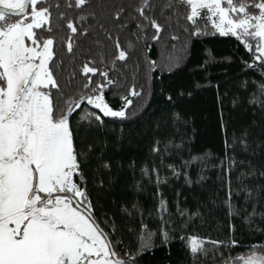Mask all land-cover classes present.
<instances>
[{"label":"snow or ice","instance_id":"snow-or-ice-1","mask_svg":"<svg viewBox=\"0 0 264 264\" xmlns=\"http://www.w3.org/2000/svg\"><path fill=\"white\" fill-rule=\"evenodd\" d=\"M112 7L114 11L101 17L93 0H0V264H137L139 256L154 246L153 237H162L165 246L172 242L175 230L166 218L170 217L167 201L160 196L157 231L141 220L137 249L117 251L121 241L114 240L112 233L118 229L107 221L103 223L111 231L102 226L89 196L85 169L93 149L82 150L83 141L70 121L84 104L96 111L84 110L81 120L94 118L103 124L104 118H126L133 105L131 97L141 96L142 89L132 84L126 95L119 90L125 86L127 62L141 41H161L165 32L178 41L181 37L171 34L177 26L186 34L185 46L187 40L202 36L230 37L249 55L243 62L245 69L260 70L264 77V0H164L163 4L159 0H130ZM126 32L129 38L122 43ZM80 37L93 39L95 56L82 57ZM147 48L150 51L151 45ZM213 61L209 55L201 68ZM146 64L148 71L157 68L155 60ZM206 86L197 82L190 89L165 96L168 121L179 126L177 132L180 128L193 132L192 139L199 133L190 114L179 106L195 101L196 90ZM110 89L123 102L119 109L105 98ZM261 97L264 79L248 103L264 108ZM218 126L226 136L222 112ZM246 136L247 132L242 133V143ZM161 143L155 140L151 152L160 153ZM225 145L231 147L227 140ZM173 146L168 140L165 151ZM196 159L192 157V161ZM100 167L110 170L111 165L103 162ZM141 173L150 182L154 175L157 186L166 183L155 167L151 172L144 167ZM172 174L179 177L181 173L173 169ZM133 188L139 191L142 183L133 184ZM227 195L229 215H240L231 207V190ZM248 197L254 199L251 191ZM131 208L139 211L135 203ZM123 211L135 214L127 208ZM178 215L184 217L187 211L178 209ZM256 215L264 217V212L253 208L245 222L254 223ZM256 230L264 234V229ZM179 239L194 261L208 253L206 245L217 252L239 245L231 237L227 242L197 235ZM223 264H264V242L248 245L245 254L224 257Z\"/></svg>","mask_w":264,"mask_h":264},{"label":"trees","instance_id":"trees-1","mask_svg":"<svg viewBox=\"0 0 264 264\" xmlns=\"http://www.w3.org/2000/svg\"><path fill=\"white\" fill-rule=\"evenodd\" d=\"M128 2L130 0H93V6L103 17L115 10L112 5ZM98 3L104 7H96ZM159 3L163 4L164 0ZM171 34L181 39L172 41L169 32H165L161 41H141L127 62V78L120 94L126 95L129 87L136 84L142 89V95L131 97L133 105L126 118H104L103 124H98L94 118L81 120L84 110L96 111L84 104L73 112L70 121L79 141H83L82 150L89 146L93 149L85 169L89 196L102 226L111 231L103 223L107 221L118 229L112 233L114 240L121 241L117 251L137 249L141 220L151 231H157L160 219L157 207L162 196L170 213V217H166L169 226L175 230L173 240L165 246L162 237H153L154 246L139 256L137 264H223L224 257L245 254L248 245L264 242V234L256 230L264 229V217L256 215L254 223L245 222L253 208L264 212V108L259 103L255 106L248 103L264 77L260 70L245 69L243 62L249 60V55L233 38L208 35L187 40L185 46L187 37L179 26L173 28ZM128 38L126 32L121 37L122 43ZM78 42L84 59L96 55L93 39L80 37ZM147 45H151L150 51ZM108 47L110 50L111 44ZM64 55L67 67L66 50ZM209 55L214 61L201 68ZM147 60L157 62L154 72L147 70ZM66 76L67 72L61 79ZM197 82L208 86L196 90L195 101L179 106L190 114L189 120L199 133L192 139L193 132L184 128L177 132L179 126L168 121L169 105L165 96L190 89ZM245 82H248L246 87ZM105 98L114 109H119L123 103L111 89L105 93ZM220 112L227 124L226 136L218 126ZM244 132L247 136L242 143ZM155 140L162 141L161 152L156 154L151 152ZM168 140L179 147H168L165 151ZM225 140L231 147H226ZM193 156L197 157L195 161H192ZM103 162L111 165L110 170L100 167ZM185 162H189L187 167ZM144 167L150 172L157 168L166 183L157 186L154 175L150 182L149 177L142 176ZM173 169L181 173L179 177L172 174ZM137 182L142 183L139 191L133 188ZM229 190L231 207L240 215H229L226 203ZM249 191L253 200L248 197ZM133 203L138 206V212L131 208ZM124 208L135 214L127 215ZM178 209L186 210L187 215L181 217ZM231 228L234 231H230ZM181 235L225 242L231 237L239 245L231 250L221 248L219 252L212 245H206L208 253L194 261L179 239Z\"/></svg>","mask_w":264,"mask_h":264}]
</instances>
